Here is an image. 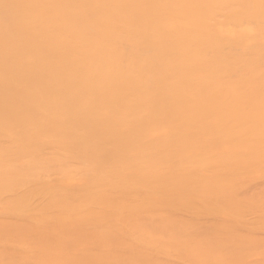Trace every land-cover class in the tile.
Listing matches in <instances>:
<instances>
[{"label":"bare ground","instance_id":"bare-ground-1","mask_svg":"<svg viewBox=\"0 0 264 264\" xmlns=\"http://www.w3.org/2000/svg\"><path fill=\"white\" fill-rule=\"evenodd\" d=\"M0 264H264V0H0Z\"/></svg>","mask_w":264,"mask_h":264}]
</instances>
